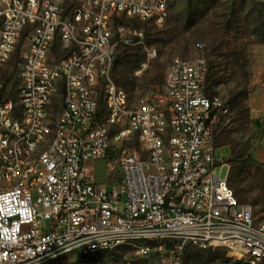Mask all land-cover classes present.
I'll return each instance as SVG.
<instances>
[{
    "label": "built area",
    "instance_id": "obj_1",
    "mask_svg": "<svg viewBox=\"0 0 264 264\" xmlns=\"http://www.w3.org/2000/svg\"><path fill=\"white\" fill-rule=\"evenodd\" d=\"M167 15L160 0H0V71L15 55L24 106V117L12 118L10 98L0 97V264H32L51 249L86 250L145 228L170 240L173 264L187 245L257 251L262 260L264 210L240 203L216 171L212 123L222 105L205 99V58L178 57L162 94L117 103L113 61L143 37L125 20L162 27ZM22 157L32 166L21 167ZM91 160L118 175L114 186L97 181Z\"/></svg>",
    "mask_w": 264,
    "mask_h": 264
},
{
    "label": "rangeland",
    "instance_id": "obj_2",
    "mask_svg": "<svg viewBox=\"0 0 264 264\" xmlns=\"http://www.w3.org/2000/svg\"><path fill=\"white\" fill-rule=\"evenodd\" d=\"M167 2L168 15L162 27L125 20L141 29L143 37L133 45L119 47L118 62H113L110 77L135 102L164 92V73L173 58L193 60L202 55L207 64L204 91L218 96L222 105L212 123L216 171L227 177L231 168L229 184L237 199L250 204L258 214L264 210V0ZM148 50H154V55L148 56ZM16 63L13 55L0 71V80L4 81L0 97L12 102L16 101L19 84ZM59 107L57 97L52 112ZM99 108L103 113L102 102ZM133 145L137 146L136 141ZM89 166L95 169L97 181L115 185L118 175H107L104 161L91 160ZM158 242L122 244L86 258L70 252L45 264H173V257L165 249L170 245L159 246ZM145 246L148 248H141ZM246 263L250 264L222 247L187 245L176 264ZM256 264H264V259Z\"/></svg>",
    "mask_w": 264,
    "mask_h": 264
},
{
    "label": "bare ground",
    "instance_id": "obj_3",
    "mask_svg": "<svg viewBox=\"0 0 264 264\" xmlns=\"http://www.w3.org/2000/svg\"><path fill=\"white\" fill-rule=\"evenodd\" d=\"M160 3L163 6V8H166L168 10L167 0H160ZM71 28H79V21H71ZM140 39L141 38H137L134 40V42H137ZM55 43L63 44V36H55ZM104 50H111V43H104ZM177 58L178 57L173 58L171 62L176 61ZM183 61H193V60H183ZM91 82H99V73L91 74ZM113 90H118L116 91V100L118 104L121 105L135 104V102L130 101L128 94L122 88L118 87L115 83H113ZM145 97L146 96H143L140 97L139 99H144ZM205 99H209L210 103H218V96L216 95L209 96L205 94ZM10 104H12V118H23L24 106L18 100V92H17L16 101L12 102L10 100ZM101 135H109V127H102ZM43 146H44L43 136H36L35 148H43ZM30 166H32V157H22L21 167H30ZM43 215H50V208H43ZM146 240L159 241L161 243L159 246L165 243L170 245V240L164 239V236L152 235V228L136 229L135 231L127 232L126 235H122L120 236V238L114 241L101 243V244H90L88 246V249L86 250H84V245H66L65 248L61 249V251H58V249H51V252L49 253L47 258H44L42 260H35L32 264H45L65 253H70V252H78L80 255L90 256L99 252L114 249L122 244H128L132 242L146 241ZM217 247L225 248L226 251L232 253L234 256L246 260L250 264H256L257 262L261 261V253L257 251L239 250L235 252L234 250L230 249L227 246H217ZM199 248H207V247H199ZM263 259H264V253H262V260Z\"/></svg>",
    "mask_w": 264,
    "mask_h": 264
},
{
    "label": "trees",
    "instance_id": "obj_4",
    "mask_svg": "<svg viewBox=\"0 0 264 264\" xmlns=\"http://www.w3.org/2000/svg\"><path fill=\"white\" fill-rule=\"evenodd\" d=\"M114 61L118 62V58H117L116 56H115ZM114 61H113V62H114ZM206 71H207V70H206ZM205 94H206V93H205ZM227 177H228V181H229V178L232 177V173H231V168H230V167H229V173H228ZM150 242H152V241H150ZM150 242H148V243H150ZM152 243H154V245H157L156 242H152ZM160 244H161V243H159V245H160ZM81 257L86 258L87 256L81 255ZM240 263H241V261H240ZM246 264H247V263H246Z\"/></svg>",
    "mask_w": 264,
    "mask_h": 264
}]
</instances>
